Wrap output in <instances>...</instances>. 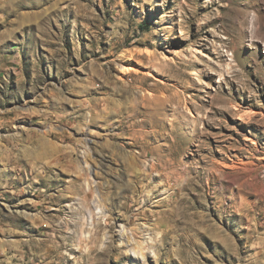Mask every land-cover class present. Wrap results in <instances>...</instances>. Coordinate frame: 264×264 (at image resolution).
<instances>
[{
  "label": "rangeland",
  "instance_id": "374dc122",
  "mask_svg": "<svg viewBox=\"0 0 264 264\" xmlns=\"http://www.w3.org/2000/svg\"><path fill=\"white\" fill-rule=\"evenodd\" d=\"M0 264H264V0H0Z\"/></svg>",
  "mask_w": 264,
  "mask_h": 264
}]
</instances>
